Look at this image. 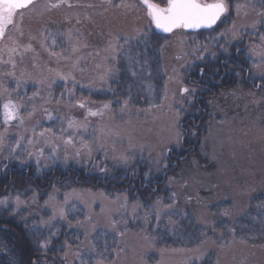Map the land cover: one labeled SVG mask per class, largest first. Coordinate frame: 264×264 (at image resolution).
Returning <instances> with one entry per match:
<instances>
[{"label":"rangeland","instance_id":"rangeland-1","mask_svg":"<svg viewBox=\"0 0 264 264\" xmlns=\"http://www.w3.org/2000/svg\"><path fill=\"white\" fill-rule=\"evenodd\" d=\"M240 2L245 5L251 2L255 8L245 6L238 17L230 7L226 18L235 23L236 37L243 44V53L238 59L247 70L242 74V81L246 84L228 86L224 91L229 90L230 95L219 94L203 105L206 120L198 126L199 132L188 127L189 136L199 146V157L186 162L183 170L175 176L166 175L172 164L168 163L167 170L156 171L151 161L160 156L161 148L166 157L171 151L180 156L184 154L180 149L183 136L180 125L184 118H198L200 114L195 99L182 97L179 93L181 85L168 79L174 75L172 70L175 68L185 81L182 72L193 69L192 63L182 62L189 60L188 42L174 37L156 39L150 24L139 23L137 5L126 0H67L66 4L56 8L50 5L59 4L60 0H36L31 11H25L22 22L18 17L26 42L29 34L37 37L32 42L36 53H26L21 64L19 55L5 48V43L9 42H0V49H4L0 51V60L14 55L17 61L14 78L4 75L12 71L11 66L0 63V83L11 91L19 81L21 98L33 97L32 103L26 100L25 103L29 110L35 106L37 111L30 119L22 111L26 116L25 124L8 129L4 155L7 156V147L14 146L20 136L32 138L34 128L37 129V140L40 139L39 131L44 128L50 127L52 132L45 134L49 145H45L43 157L37 154L29 157L18 150L19 157L0 161V172L11 166L30 168L38 177L53 169L64 171L72 167L80 174L81 180L80 184L51 182L52 185L40 194L29 186L11 188L0 195V199L8 198L7 204L0 205V220H14L32 243L36 256L43 257L47 264H81V257L87 264H95L97 260L101 264L249 263V259H239L238 255L243 253L242 247L247 246L244 238L251 239L242 232L245 229L243 220L248 219L245 217L253 203H264V63H259V57L253 54L259 66H252L246 50H259V46L264 45V40L252 34L251 28L253 21L260 18L257 13L264 12V7L261 8V0ZM231 28L232 24H229L227 30ZM241 29H244L242 36ZM145 30L151 43L143 53L142 64H136L132 69L138 73L133 77L124 58L112 59L115 50L109 45L122 44L120 37H134ZM41 33L45 36L50 33L45 41L47 48L40 47ZM69 33L72 40L68 39ZM260 35L264 36V31ZM53 39L57 42L55 46L52 45ZM77 41L79 50L72 53L71 47ZM133 47L142 50L143 43L136 45L134 41ZM52 51L69 53L71 60L58 61L57 57L50 55ZM98 57L116 61L106 64L107 68L111 64L117 69L114 78L101 80L108 69L96 61ZM77 61L73 68L72 64ZM57 73H70L72 78L64 80ZM149 84L152 85L151 93L147 88ZM165 84L170 92L168 99L163 98ZM34 93L38 95L34 97ZM129 95L132 97L129 106L121 111L120 103ZM189 99L191 103L187 102ZM109 102L112 107L103 109V105ZM80 103L84 104L83 108L79 107ZM156 104L160 106L156 107ZM102 109L103 115H89V111ZM177 113L178 127L173 126ZM70 120L76 122L72 129L68 128ZM61 128L65 130L63 139L71 133L75 144L79 145L83 140L93 146V151L89 154L82 150L76 156L72 146H65L68 148L66 153L61 150L51 158L50 145L61 142ZM0 131H3L2 125ZM177 131L180 133L179 143ZM125 151L134 153V160L128 165L117 159ZM129 174L134 179L128 178ZM161 177L164 182L160 181ZM109 179H115V182L107 186ZM90 181L96 184L83 185V182ZM122 181H127L126 186ZM139 184L148 185L144 193ZM74 190L80 198L74 200L70 196V204L65 206L72 208L67 213L68 219L53 222L55 227L51 232L56 235L52 236L45 223L51 218L48 198L55 195L56 203L62 205L63 197ZM17 195L23 201L20 205L15 202ZM157 197L162 200L158 208L175 201L169 211L177 213L171 217L162 213L159 227L152 219L149 207L155 204ZM224 212L228 215H221ZM145 213L149 214L147 220ZM205 217L209 226L216 223L220 227L215 232L209 227V238L197 248V239L203 238L201 230L205 228ZM112 218L123 222L113 227ZM117 229H123V235ZM223 232L230 236L223 237ZM45 239L51 243L41 248ZM97 253H103L107 259Z\"/></svg>","mask_w":264,"mask_h":264},{"label":"snow or ice","instance_id":"snow-or-ice-1","mask_svg":"<svg viewBox=\"0 0 264 264\" xmlns=\"http://www.w3.org/2000/svg\"><path fill=\"white\" fill-rule=\"evenodd\" d=\"M67 0H60L59 4H52L50 7L56 8L59 7L61 4H66ZM139 6H142V10L145 13L146 18L150 25L154 26L156 30H159L161 33H173L177 31H198L200 29H215L218 22L223 23L224 21L221 20L222 17H226L230 11V7L235 11L236 15L239 17L241 11L245 6L250 8H255V4L249 2L247 5L240 2V0H138ZM35 6V0H0V42H9L5 43V48L8 52L19 55L20 60L19 63L24 62L25 54L32 52L36 53V49L33 46V41L37 39L36 36L29 34L27 36V42L25 39V34L23 29L18 24V17L19 20L22 22L24 18V13L26 10L31 11V9ZM71 7L72 5H68ZM261 7H264V0H261ZM245 15L247 13L245 12ZM257 16L260 17L259 19L253 21L251 28L253 29L252 34L259 36L261 40H264V36H261L260 33L264 31V12H258ZM232 24V28L230 30H225L223 32H219L216 37H214V42L219 44L221 37H226L227 35H232L233 37L237 36V30L235 28V23L229 21ZM240 35L242 36L244 33V29L239 30ZM43 39L40 41V47L47 48L48 46L45 44V41L49 38L50 33L48 36H45L44 33L40 34ZM68 39L72 40L71 33L68 34ZM123 43H117L116 45H109V48H113L115 50V55L112 57L113 60H118L120 58H124L128 64V70L131 71V75L133 77L137 76L138 73L134 70V66L136 64H142V57L144 51L147 50L149 44L151 43V37L148 35L147 30L140 32L137 36L134 37H120L119 38ZM135 41L136 45H140L143 43V49L138 50L137 48L133 47V42ZM56 40H52V45H56ZM4 49H0L3 51ZM79 50V42L73 43L71 47V52L76 53ZM204 52H207L208 49L204 48ZM223 51L227 52V46L223 47ZM133 52H136V55H133ZM237 54H240V50L237 49ZM253 54L259 57V63H264V45L259 46V50L256 48H250L246 50L247 59L250 61L252 66L258 67L259 64L256 59L253 58ZM50 55L57 57V60H71V55L69 53H57L52 51ZM214 56V54H213ZM203 58V57H201ZM179 59V57H178ZM0 63L9 64L11 66L12 71L5 72V76L15 77V68L17 67V61L14 58V55H9L7 60H0ZM76 63L72 64V67H76ZM35 67V64H33ZM51 71V69H50ZM117 69L112 67L109 68L105 76L101 77V80L112 79L115 77ZM172 76H169V80H175L181 86L179 88V93L182 97H194L195 96V88H190L188 86H184V81L182 77L179 75L177 70L174 68ZM250 71V70H249ZM60 75L61 79L68 80L71 77V74L68 75L57 73ZM201 75H203V70H201ZM239 75V73H237ZM74 79V78H73ZM264 82V79H262ZM20 87V82H16L15 88L11 91L8 87H6L3 83H0V125L3 126V131H0V161L8 159L9 157L17 158L20 155V151L25 152L29 157L33 154H37L40 157H43L45 152V145H49V140L45 138L46 133L52 132V129L44 128L42 131H39L40 139H35V135L37 129H33V137L29 138L27 136H20L18 139L14 141V146L7 147V156L4 155V150L6 147L5 135L9 128L13 127L14 125H24L26 116L27 118H31L35 112L37 111L36 107L33 106L30 110L27 108L25 100L27 103H32L33 97H25L24 99L21 98V94L19 93L18 89ZM149 93L152 91V85H147ZM131 89L129 88V93ZM235 94V90L232 93ZM38 93H34L33 96H37ZM170 92L168 90V85H164V92L163 98L168 99ZM132 99L131 95L128 98L124 99L122 103H120L121 111L128 108L129 101ZM191 103L189 99L187 101ZM151 104L152 101H149ZM159 107V104L155 105ZM79 107L83 108L84 104L80 103ZM112 104L106 103L103 105V109H110ZM103 109L98 110L97 112L89 111V115L96 116V115H103ZM22 111L26 113V116L22 114ZM47 111V109H45ZM51 119V116H49ZM63 123V122H62ZM76 124L75 121H68V128L72 129ZM179 124V113H177L176 118L173 120V126L178 127ZM64 129L61 128V137L59 138L61 142L51 143L50 145V157L55 158L57 152L64 151L65 153L68 151V148L65 146H72L74 149V154L79 156L82 150H86L89 154L93 151V146H91L88 142L81 141L79 145L74 143L73 137L71 133H69L67 139H63ZM176 139L177 143L180 140V133L176 132ZM25 142L28 147L24 146ZM95 144V140L92 142ZM103 144H101V147ZM115 151V149H113ZM117 159L123 163L124 165H128L130 162L134 160V153L131 151H125L120 153ZM151 164L155 166L156 171L167 170L169 167L167 157L164 154V149L161 148L160 156L158 158H154L151 161ZM147 176V173H146ZM103 196V194H100ZM70 196L73 199H79L80 196L75 193L65 195L63 197V204L56 203V196L51 195L48 198V204L51 208V218L48 222H45L48 227L49 231L51 232V228L55 227L53 223L57 219L59 220H67L68 215L67 213L72 210L71 207H65L70 204ZM7 197L0 199V205L7 204ZM15 202L17 205L23 203L21 201L20 196L17 195L15 197ZM162 204L161 198L157 197L155 204L150 205L151 208V216L152 219L156 222V226L159 227L161 221V215L171 217L173 215H177L174 211H169L172 209L175 201H171L170 203L163 204L162 208H158ZM127 206V197H125L124 207ZM136 209L133 208V213H135ZM221 215L227 216L228 213L224 212ZM149 214L145 213V220L148 219ZM88 219L90 220L91 217L89 216ZM207 218H204L205 221V228L201 230V238L197 239L196 247L199 248L200 245L209 238L208 237V229L211 228L212 232H215L220 225L213 223L212 225H208L206 223ZM123 221H117L115 218H112L111 223L113 227L117 223H122ZM79 223V221H77ZM95 227V225H93ZM121 235H123V229H117ZM234 231V230H233ZM52 236H55V232H51ZM51 243V240L45 239L42 244H40L41 248H46ZM93 251L95 249L93 248ZM97 255L101 256L104 259L103 253H97ZM89 259L91 257L89 256ZM81 264H87V261L81 257ZM95 264H101V261L97 260Z\"/></svg>","mask_w":264,"mask_h":264},{"label":"trees","instance_id":"trees-1","mask_svg":"<svg viewBox=\"0 0 264 264\" xmlns=\"http://www.w3.org/2000/svg\"><path fill=\"white\" fill-rule=\"evenodd\" d=\"M72 86L76 89L75 85ZM227 92H229V90H227ZM227 92L220 90L221 95H223V93L230 95V93ZM204 120H206L205 115L202 118V121ZM189 129L190 128L183 134L180 140V149L185 153L180 156L171 151L167 160L172 166L166 171V175L171 174L175 176L183 170L182 167L184 168L183 165H185L186 162L199 157V146L194 142V138L189 136ZM194 130L199 132L200 129L199 127H194ZM128 178L134 179L131 178V174L128 175ZM163 179L164 177H161L160 181ZM60 181H71L80 184V174L76 172L75 168L69 167L64 171L53 169L37 177L30 168L18 169L11 166L8 170H2L0 172V195L5 194L11 188L23 189L29 186L37 189V193L40 194V192H45V190L52 185L51 182L60 183ZM107 181H109V183H107L108 186L110 182H115V179H109ZM126 182L127 181H122L121 183L126 186ZM83 183V185L87 184L91 186L96 184L94 181ZM139 186L143 193L146 187H148V185L145 184H139ZM181 191H184L183 187H181ZM249 211L248 216L245 217L248 219L243 220L245 221L243 223L245 229L242 232L245 233L244 235L251 236V239L244 238V242H246L245 244H247V246L242 247L243 253L239 254L238 257L239 259H242V257L246 260L249 259V263L254 261V264H264V203H259L257 205L253 203ZM218 233L222 235L221 232ZM211 235L216 236L215 234ZM228 236H230L229 233L223 232V237ZM0 264H47V262L43 257L34 254L32 243L24 235L23 229L16 225L14 220L8 219L0 220Z\"/></svg>","mask_w":264,"mask_h":264},{"label":"flooded vegetation","instance_id":"flooded-vegetation-1","mask_svg":"<svg viewBox=\"0 0 264 264\" xmlns=\"http://www.w3.org/2000/svg\"><path fill=\"white\" fill-rule=\"evenodd\" d=\"M127 3L134 2L138 8H136L140 13L138 14L139 23L146 25L149 24L148 19L145 16L142 6H139L138 0H126ZM242 1V0H241ZM260 7V6H257ZM256 7V8H257ZM262 8V7H261ZM260 8V9H261ZM143 12V13H142ZM230 15V14H229ZM223 23L218 22L215 29H201L198 31H177L171 34H162L158 32L154 26H152L153 36L157 39H164L166 37H174L179 40H186L187 50L186 52L190 55L189 60H182L188 64L192 63L193 69L188 71L184 70L185 81L184 85H188L191 88H195V96L193 97L194 103L197 105L198 111L200 112L198 118L194 116H188L184 118L181 123V128L183 134L188 131V127H198L204 117V104L212 101L217 95L220 94V90L224 91L228 86L231 85H245L242 81L243 72H247L239 61V56H242L243 44L240 43L238 37H231L227 35L226 37H221L220 43L214 42V37L218 35L219 32L227 30L230 19L226 17L221 18ZM228 20V22H227ZM182 32V34L180 33ZM137 36V35H136ZM105 41H109L106 39ZM113 39L110 40L112 42ZM227 46L228 51L224 52L223 47ZM207 48L208 51L204 52L203 49ZM237 49L240 50V54H237ZM185 51V50H183ZM214 54V56H213ZM203 57V58H201ZM104 60L102 57H98L96 61L98 63H103L106 69L114 67L106 64L115 63L112 60ZM102 61V62H100ZM83 68V67H82ZM181 70V67L178 66ZM201 70H203V75H201ZM239 73V75H235ZM257 85H262L257 83Z\"/></svg>","mask_w":264,"mask_h":264},{"label":"water","instance_id":"water-1","mask_svg":"<svg viewBox=\"0 0 264 264\" xmlns=\"http://www.w3.org/2000/svg\"><path fill=\"white\" fill-rule=\"evenodd\" d=\"M201 30V29H200ZM159 32V30H157ZM161 33V32H160ZM163 34H168V33H163Z\"/></svg>","mask_w":264,"mask_h":264}]
</instances>
